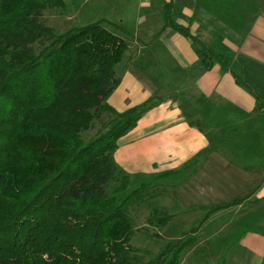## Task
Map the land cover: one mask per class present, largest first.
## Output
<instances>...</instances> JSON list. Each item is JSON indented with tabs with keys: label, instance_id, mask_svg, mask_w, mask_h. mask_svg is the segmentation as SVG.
<instances>
[{
	"label": "trees",
	"instance_id": "trees-1",
	"mask_svg": "<svg viewBox=\"0 0 264 264\" xmlns=\"http://www.w3.org/2000/svg\"><path fill=\"white\" fill-rule=\"evenodd\" d=\"M66 7L0 0V264H181L197 236L149 260L130 243L131 208L160 191L143 182L126 194L131 179L115 158L149 107L118 111L108 101L129 43L102 21L57 34L44 12ZM167 25L199 44L207 68L217 60L235 73L230 57L205 47L169 10ZM96 121L101 129L85 139ZM154 215L158 225L174 217L159 206Z\"/></svg>",
	"mask_w": 264,
	"mask_h": 264
},
{
	"label": "crops",
	"instance_id": "crops-1",
	"mask_svg": "<svg viewBox=\"0 0 264 264\" xmlns=\"http://www.w3.org/2000/svg\"><path fill=\"white\" fill-rule=\"evenodd\" d=\"M142 4L149 9L139 15L135 47L129 44L126 52L133 62L110 103L118 111L149 107L119 139L116 161L137 186L183 173L193 182L188 194L201 198L194 204L205 213L196 234L200 244L219 239L238 247L234 264H264V0ZM168 10L205 47L230 57L235 73L217 60L207 68L199 44L167 25ZM159 34L170 36L166 47L178 62L164 65V72L152 71L159 62L140 58L156 54L145 45Z\"/></svg>",
	"mask_w": 264,
	"mask_h": 264
},
{
	"label": "rangeland",
	"instance_id": "rangeland-1",
	"mask_svg": "<svg viewBox=\"0 0 264 264\" xmlns=\"http://www.w3.org/2000/svg\"><path fill=\"white\" fill-rule=\"evenodd\" d=\"M67 7L65 9L52 8L46 9L44 12L45 22L52 27L57 34L66 32L71 28L83 27L89 23L102 21L103 25L109 28L114 33L121 35L131 45L130 50L135 47L134 37L137 32L138 17L144 15L147 11L143 1L147 0H65ZM120 26L122 28H120ZM120 29H124L125 32ZM182 34L180 31L175 30ZM190 39L189 37H187ZM151 41V42H150ZM145 46L154 47L158 57L157 60L153 56L141 54L140 58H147V60L159 62V66L153 67L152 71L164 72V65L174 66L176 62L174 55L166 44H170V36L157 35L153 39H148ZM160 49V50H159ZM168 51V53H167ZM137 52V51H136ZM135 52V53H136ZM121 63L116 67L120 76L124 74V69L134 58L132 52L126 53ZM197 54L202 57L198 52ZM135 60L134 62H136ZM139 61V59H138ZM178 62L175 63L177 65ZM164 81V80H162ZM165 89L167 84L162 85ZM111 97V96H110ZM110 97L108 99L110 103ZM111 104V103H110ZM108 114L103 119L104 123L111 120ZM102 121H96L94 128L84 133L85 139L92 138L95 133L101 129ZM107 129V128H106ZM172 176V175H171ZM170 176V177H171ZM164 176H159L163 178ZM185 175L179 173L173 177L169 182L166 179L152 180L146 182L149 186H156L160 194L153 198L147 199L145 202L135 205L131 208V216L133 217V226L135 233L131 239V245L138 249L139 254L144 256L146 260L156 257L169 242H176L179 238H192L196 236L192 229L200 225L204 219V212L200 209L199 204L201 198L195 195H189L188 185L193 182L184 180ZM136 182L131 180V184L125 190L129 193L138 186ZM187 184V185H186ZM141 186V185H140ZM165 208L167 213L174 217L166 224H155L152 220L155 218V208ZM232 250L237 251L238 247L234 245L220 244L219 239H215L210 245L200 244L198 238L195 240L193 246L186 248L182 254L181 264H234L232 260ZM204 258H208L207 262ZM238 264V263H237ZM241 264H247L244 260ZM250 264V262H248Z\"/></svg>",
	"mask_w": 264,
	"mask_h": 264
}]
</instances>
